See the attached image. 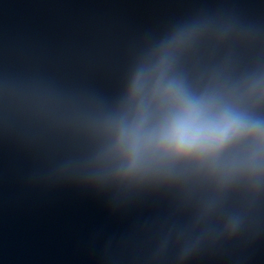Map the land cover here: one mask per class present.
Here are the masks:
<instances>
[{
  "label": "clouds",
  "instance_id": "9594fccd",
  "mask_svg": "<svg viewBox=\"0 0 264 264\" xmlns=\"http://www.w3.org/2000/svg\"><path fill=\"white\" fill-rule=\"evenodd\" d=\"M193 31L150 53L131 75L119 108L97 124L95 163L127 180L179 177L224 189L264 185V72L214 75L194 86L178 70Z\"/></svg>",
  "mask_w": 264,
  "mask_h": 264
}]
</instances>
